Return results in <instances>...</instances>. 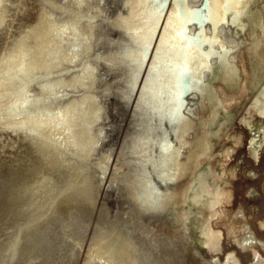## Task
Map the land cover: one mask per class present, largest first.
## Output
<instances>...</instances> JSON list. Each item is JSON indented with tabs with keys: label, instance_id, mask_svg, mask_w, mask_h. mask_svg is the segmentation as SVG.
Masks as SVG:
<instances>
[{
	"label": "bare ground",
	"instance_id": "obj_1",
	"mask_svg": "<svg viewBox=\"0 0 264 264\" xmlns=\"http://www.w3.org/2000/svg\"><path fill=\"white\" fill-rule=\"evenodd\" d=\"M217 2L222 4L223 0ZM192 3L193 0H185L179 7L177 3H169L160 9L164 15L157 17L144 0H118L114 7L108 0H38V5L34 6L33 2L32 6L36 9L33 10L36 12L33 22L21 29L22 16L26 17L29 12L28 0H0V36L7 35V42L0 49V94H9L0 99V113L5 116L0 120V130H8L25 141L24 152L14 163H22L24 170L31 168L34 175L33 180L15 189L17 203L8 209V215H0V240L6 236L0 243V264H17L22 256V264H43L44 253H35L33 245L27 246L26 242L34 229L55 212L64 210H68L71 219L77 220L74 248H83L86 226L80 219L84 206L90 212L96 210L103 223L96 224L90 241L84 245L81 264H161L162 227L168 221L173 234L178 230L179 233L188 231L190 221L196 218L199 219L201 245L212 257L222 252V264L238 262L232 250H222L221 241L225 235L231 246L235 247L233 243L239 246L254 264H264L260 259L263 253L256 245L259 240L248 227L241 207L233 208V211L227 209L233 198L229 180L230 175H234L232 160L242 148L243 141L233 122L236 108L225 106L222 98L224 94L230 99L226 88L237 89L242 84L250 92L245 109L236 118L246 131L253 129L254 121L263 120L245 147L256 164L264 150V146L260 150L264 145V52H258L264 37L261 11L264 10V0H252L251 4L255 6L245 2L236 7V12L247 9L246 15H241L234 25H222L216 29L220 43L212 47L231 48L232 52L205 59L201 49L206 51V45H189V71L184 73L183 53L176 49L184 48L187 38L201 31L205 37L213 34L209 0L200 7ZM178 10L185 16L191 12L190 19L183 24L184 34L179 36L176 35L181 27L177 20ZM215 11L218 16H224L222 11ZM149 21L153 24H148ZM169 23L173 25L171 29L165 27ZM231 26L236 29V35L245 32L248 26V43L243 48H240V39L245 34L237 39L230 33L227 40L223 39ZM107 27L115 33L111 34L110 30L109 33ZM146 27H151L155 33L148 41L153 46L147 54L150 59L143 62L144 71L138 74L134 89L129 91V57L125 56L124 50L127 49L132 57L138 55L133 48L141 46L148 33L134 30ZM76 38H80L78 44L72 42ZM163 41L173 47L164 48ZM74 48L79 50L74 51ZM244 50H247L248 57L257 56L258 60L250 69H245L247 74L240 81L239 62H243ZM158 56L165 66L171 60L176 66L174 71L179 73L182 94L176 111H173L176 103L169 101L166 95L153 98L154 94L161 93L162 88L174 90L173 75L161 71L162 83L155 84L153 94L147 91L151 87L150 81L157 79L148 70L155 66ZM201 64H208L210 68L203 70ZM73 68L79 71L57 75ZM132 68L134 70L135 66ZM37 75L51 78L28 83ZM25 85L26 89L21 91ZM237 92L233 94H240L241 90ZM191 93L199 100L194 109L187 104L186 95ZM62 94H66L65 99H52ZM26 98L28 111L36 115L16 118L13 112ZM120 100L131 104V111L135 107L136 123H132L136 126L122 147V160L119 158L114 166L112 162L108 170V161L113 155L112 147L107 145V136L112 132L108 111ZM118 109L114 110L118 112ZM157 109L167 110L165 119H161L165 112ZM60 112L63 119L55 115ZM48 113L54 114L52 118ZM28 121L35 135L16 129ZM39 124L44 127H35ZM58 124L63 127H57ZM16 143L12 138L8 142L0 141V153L14 148ZM162 144L170 149L168 154L172 162L168 170L174 179L169 175L161 182L156 179L158 173H153L145 165L144 173L150 176L163 199L158 207L149 204L142 207L136 188L138 162H144L149 155L159 160ZM20 146L19 143L17 147ZM98 165H104V169ZM110 188L117 191L116 204L112 208V202L106 204ZM247 192H250V198L252 191ZM11 212L15 215L25 213V216L17 220H22L17 226L4 227ZM218 223L222 227L216 228ZM258 226L264 229V218L260 219ZM3 230L5 234H2ZM182 237L189 240L187 234ZM3 253L7 256L3 257Z\"/></svg>",
	"mask_w": 264,
	"mask_h": 264
},
{
	"label": "rangeland",
	"instance_id": "obj_2",
	"mask_svg": "<svg viewBox=\"0 0 264 264\" xmlns=\"http://www.w3.org/2000/svg\"><path fill=\"white\" fill-rule=\"evenodd\" d=\"M33 2L35 5L33 4ZM108 2L110 3V5L111 4L113 5V6L111 5V7H114L117 5L118 0L117 1L108 0ZM113 2H116V3L113 4ZM204 2L205 0H193L192 4L198 5L200 7ZM28 4H29V12L26 17L22 16L24 19L20 22L21 29H26L27 26L33 22V19L36 13V12H33V10L36 11V9L35 8L33 9V7L38 5V0H32V1L28 0ZM255 5L256 4H251V6H255ZM261 11L263 12V15H264V10L261 9ZM263 22H264V17H263ZM247 28L248 26H246V29ZM107 29L109 33L112 32L111 27H107ZM246 29H245V32H241L240 34L236 35V29L233 28V26H231V29L228 30L229 32L227 33V35L228 34L230 35L231 33L235 38L240 39L241 35L245 34V36H242L240 39V41L242 42V44H240V48H243L248 43L246 40L248 38V33L246 32ZM114 33L115 31L113 30L111 34H114ZM6 37L7 35L0 36V49L3 46H5L7 42ZM258 52H264V37H263V42L258 47ZM246 53H247V50H244L245 55ZM244 54H243V62L242 63L239 62L240 64L239 72L241 73L240 78H239L240 81H242V79H244V77L247 74L245 69L246 68L250 69L251 65L257 62L258 60L257 56L248 57V55L245 56ZM238 90L239 91L241 90V93L239 92L240 94L234 95L235 93H238L237 92ZM226 92H227L226 94L230 97V99L228 100L226 95L224 97V94H222L223 103L228 108H231V109L236 108L234 113L235 112L237 113L235 114L236 116L233 119V122H234V126L240 130L242 141H243L242 148L234 156V160H232V169L234 170V175L233 176L230 175L229 180L231 183V190L233 193V198H232L230 206H228L227 209L230 211H233L235 208L237 210L239 207H241L242 212L244 213V216L247 219L248 227L250 228V230H252L256 238L259 240L256 243V245H258V247L261 249L263 253V254H260V259L264 260V249H263L264 248V245H263L264 244L263 242L264 241V229L261 230L259 229V226H258L260 219L264 218V150L261 152L258 162L255 164L252 162V159L249 157L245 149L248 140L253 136L255 132H257V129L262 126L263 120L254 121L253 129L251 131L250 130L246 131L243 127H241L240 122L236 117L240 114L241 111L245 109L247 102L249 101L248 99L250 98V92L244 87L243 84L237 89H227L226 88ZM186 96H187L188 107L190 108L192 107V109H194L197 106V103H199V100L193 96V93L188 94ZM121 101L124 104H122ZM233 101H235L234 102L235 105L231 103ZM125 102H126L125 100L124 101L120 100L118 104L116 105L114 104V107L111 110L108 109L110 110L108 111V115H110L109 119H111V123H112L111 125L112 132L110 131L111 133H109L108 135L109 137L107 136V145L110 144V147H112V154H113L112 156H110L111 163H109V165L107 166L108 170L110 169V165L112 164V162L114 166L116 162L122 160L121 159L122 147L124 146L125 141L132 135V131L135 130L134 126H136V124L133 125L134 123H132L134 121L136 123V116L134 115L135 107H133L131 111V106H130L131 104H127L126 102V105H125ZM236 102L239 104H236ZM229 103L233 105L231 106ZM111 106L112 105L110 104V107ZM117 108H119L118 112H116L117 110H114ZM185 112H187V109L185 110ZM7 131L8 130H0V141L8 142L12 138V139H15L17 143L15 144L14 148H7L4 152H1L2 155L0 153V156H2L0 157V215L1 217H4V216L6 217L8 213L10 212L8 209L10 207L11 208L14 207V205L17 203V200L14 199L18 195L15 189H17L19 186L25 185L27 181L34 179L33 170L31 168L24 170L22 167V163H14V161L18 158V156L22 155V152H24L25 141L22 139H19L16 136V134L12 132L10 133L9 131L8 132ZM121 134L122 136H120ZM123 137L124 139H120ZM19 143L21 144L20 148L17 147ZM263 146L264 145L261 146L260 150L262 149ZM215 148H217V146H215L214 149ZM113 156H114V161H113ZM119 158L120 160H118ZM112 170L113 169H111V171ZM248 190L252 191L250 198H249L250 192H247ZM115 199H117V191H115L113 188H110L108 195H106V204H108L109 201L110 203L112 202L110 206V208H112V206L116 204ZM18 201L23 202L24 199H18ZM86 207L87 206H84V209L82 210L83 216L80 219L82 223L86 226V228L84 229L85 233H84L83 242H82L84 243L83 248L82 247L78 248L77 246L74 248L73 239L77 236L76 233L74 232V230L77 229L75 226V222L77 220L76 218L71 219L68 216V210H64L61 213L55 212L52 216H50L46 220L44 224L37 227L31 232L29 242H26V245L27 246L29 244L33 245L32 250H36L35 253L37 251H41L44 253V257L46 258L43 264H81L83 251H84L83 249L87 245V243L90 241L91 239L90 237L94 233L93 230L96 228V224L103 223V220L101 219L99 213L96 210L95 211L93 210L92 212H90V210H88ZM11 213L8 216L10 218H8L9 220L6 221L4 227L6 225H16L17 226L18 224L22 222V220L21 221H17V220L25 216L24 215L25 213L16 214V215H15V212H11ZM73 215H74V212H73ZM198 223H199L198 218L193 219L189 223L190 225H189L188 231L184 230L179 233V230H178L173 234L169 230L170 228L168 227V221L166 222V225H164L161 230V232H163L161 233V235L163 236L166 235L165 236L166 238L162 236V240L160 242V244L163 247L162 246L159 247L161 264H222V255H223L222 252H220V254L217 257H212L211 254L207 250H205L203 246L201 245V239L199 238V233H198L199 232ZM165 226H167V228H165L166 230L164 229ZM215 226L216 228L222 227L219 223ZM167 230H169L170 232L168 231L167 233ZM5 233L6 232L3 230L2 234H5ZM183 234H187L189 236V240H186L185 238H183L182 237ZM5 237L6 236H3L1 238L0 243L3 242V239ZM223 238L221 241L222 250H224L223 252H228L232 250L233 252L232 255H234L235 258L238 257L236 259L238 261L236 264H254V261L252 262L251 258L247 254H245V251L242 250L239 246H237L235 243H233V245L235 246L234 248L231 246V244L228 241L227 235H225V237ZM233 250L235 251V254ZM24 254L25 256H27L26 251L24 252ZM2 256L3 257L7 256V253H3ZM23 258L24 257L22 256V258L17 261V264H22Z\"/></svg>",
	"mask_w": 264,
	"mask_h": 264
},
{
	"label": "snow or ice",
	"instance_id": "obj_3",
	"mask_svg": "<svg viewBox=\"0 0 264 264\" xmlns=\"http://www.w3.org/2000/svg\"><path fill=\"white\" fill-rule=\"evenodd\" d=\"M245 2L249 3V5H251L252 0H223L222 4L218 3L217 0H209V3L211 5V7L209 9V11L211 12V15L209 18L212 20L213 34L209 37H205L203 32L201 31V32L197 33L196 36L188 37L187 38L188 43L185 45L184 48H177L176 49L178 52L183 53V56L181 58L182 65H183L182 72L188 73V71H189L187 68V64H188L187 52H188L189 45H193V44L206 45L207 46L206 51L201 49V52H202L203 56L205 57V59H209L213 56L225 54V53L233 51V49H231V48L216 49V48L212 47L213 45L220 43V40L216 37V29L222 25H228V24L234 25L236 20L241 15H246L247 9H245L243 12H236L234 10L236 7L242 6ZM144 3L146 6L152 8L154 10L156 16L159 17V16L164 15V13L162 11H160V9H162L167 4L177 3L178 7H179L185 3V0H144ZM215 10L222 11L224 13V16L223 17L218 16L216 14ZM229 16H231L230 19H229ZM190 17H191V12H189L187 14V16H185L183 11L178 10L177 20H178V23L181 25V27H180V30L176 33V35L179 36V35L184 34L185 29L183 27V24L185 23L186 20L190 19ZM148 24H153V22L149 21ZM155 26L159 27L158 24H156ZM165 27L168 29H171L173 27V25L171 23H169ZM71 30L72 29L69 28V31H71ZM242 30L243 29H241V31ZM134 31L141 32V33L144 31H147L148 35H147V38L145 39L144 43L141 46L133 48V51L138 53L137 56L132 57V56H130L127 49L124 50L125 56L129 57L128 63H127L128 71L131 74L130 83H129V91L134 89L138 74L140 72L144 71V68L142 67L143 62L146 59H150V57L147 54L149 53L150 49H152L153 46L148 41L152 40L155 36V33L152 31L151 27H146L143 30L135 29ZM79 39L80 38L73 39L72 42L74 44H78ZM223 39H225V40L228 39L227 33H225V35L223 36ZM162 45L164 48L173 47L172 45L168 44L167 41H163ZM73 50L78 51L79 49L74 48ZM165 55H167V53H165ZM133 65L135 66L134 70L132 68ZM175 67L176 66L174 65V63L171 60H169L167 66L163 65L161 63L159 56H158L156 59L155 66L148 70L150 75H155L157 77V79L150 81L151 87L147 89L149 94H153L155 84L158 82L162 83V81L160 80V77H159V73L161 71H164L166 74L173 75L174 76V80H173L174 90L173 91H167V89L162 88L161 93H157V94L153 95L154 99H158L159 96L161 94H163V95H166L168 97L169 101L175 102L176 103V109H174L173 111H176L179 109V100H180V96L182 94L179 91V88L181 86L180 80H179V73H176L174 71ZM228 67L231 68L232 66L229 65ZM200 68L203 70H206V69L210 68V65L201 64ZM71 71H79V69L78 68L69 69V70H66L64 72L57 73V75H61V76L68 75ZM50 78H51V76L37 75V76H34L33 79L30 80L28 83L34 84L38 80L50 79ZM26 87H27V85H25L24 88L21 89V91H24L26 89ZM7 95H9V94L8 93L0 94V99H4ZM65 98H66V94H62L61 96L53 97L52 99L53 100H62ZM28 103H29V101L26 98L23 105H21L19 109L14 111L13 115H15L16 118H20V116H22V115H28L30 117L36 115L35 112H29L28 111ZM162 103H163V101H162ZM12 107H13V109H16L15 105H13ZM157 110L165 112V116L161 117L162 120L165 119L167 116V110L166 109H157ZM53 115H54L53 113H48L49 118H52ZM55 115L59 116L61 119H63V113L62 112L56 113ZM3 119H5V116L3 113H0V120H3ZM35 127L42 128V127H44V125L39 124V125H36ZM57 127H63V125L58 124ZM161 128H162V125H161ZM16 129L29 131L30 134H32V135L36 134L34 128L30 127V121L16 126ZM9 130H13V129H9ZM142 143H144V142H142ZM160 147H161V151H162V156L159 160H154L153 157L151 155H149L144 162H138V163H140V167L136 171V188H137V192H138L137 199H138V202L141 204L142 207L145 204H149L150 206L158 207L161 200L163 199V194L160 193L155 188V185L152 183L150 176L148 174L144 173L145 165L150 167L151 171L153 173H158V175H156V179L160 180L161 182H164L165 178L167 176L173 175L168 170V166L172 162V157L168 154L170 149L167 145H164V144L160 145ZM108 163H111V161H108ZM98 167H100L101 170L104 169V165H98ZM173 179H174V175H173ZM146 196H147V199L145 198Z\"/></svg>",
	"mask_w": 264,
	"mask_h": 264
}]
</instances>
